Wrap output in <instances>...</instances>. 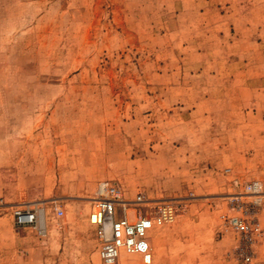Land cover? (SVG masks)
Here are the masks:
<instances>
[{
	"label": "rangeland",
	"instance_id": "rangeland-1",
	"mask_svg": "<svg viewBox=\"0 0 264 264\" xmlns=\"http://www.w3.org/2000/svg\"><path fill=\"white\" fill-rule=\"evenodd\" d=\"M100 179L186 205L115 264H264L223 226L264 184V0H0V264H104Z\"/></svg>",
	"mask_w": 264,
	"mask_h": 264
},
{
	"label": "built area",
	"instance_id": "built-area-1",
	"mask_svg": "<svg viewBox=\"0 0 264 264\" xmlns=\"http://www.w3.org/2000/svg\"><path fill=\"white\" fill-rule=\"evenodd\" d=\"M234 187H240L245 194L254 198L249 202H237L233 205L235 213L227 216L223 222L225 230L235 236L232 255L242 263L251 262L255 244L264 236V228L258 216L259 204L264 197V184L261 180L239 182L233 180ZM183 199H145L138 194L133 201L123 198L121 186L112 180L100 179L96 182L88 221L94 227L99 242L98 253L104 264H115L121 255H145L151 250L149 232L159 226L172 223L176 216L186 208ZM148 204L146 209L136 211L130 218L128 207L137 203ZM57 216L63 211L55 208ZM18 226H32L37 233H45L40 224L39 210L24 207L13 210Z\"/></svg>",
	"mask_w": 264,
	"mask_h": 264
}]
</instances>
